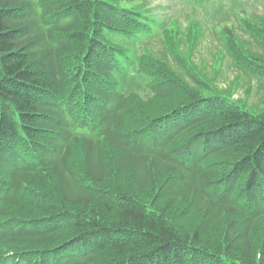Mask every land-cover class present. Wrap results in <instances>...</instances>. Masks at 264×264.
<instances>
[{
  "label": "trees",
  "instance_id": "1",
  "mask_svg": "<svg viewBox=\"0 0 264 264\" xmlns=\"http://www.w3.org/2000/svg\"><path fill=\"white\" fill-rule=\"evenodd\" d=\"M148 1L0 0V264H264V111L182 66L175 33L149 55ZM242 22L258 51L227 27L226 51L264 96Z\"/></svg>",
  "mask_w": 264,
  "mask_h": 264
},
{
  "label": "rangeland",
  "instance_id": "2",
  "mask_svg": "<svg viewBox=\"0 0 264 264\" xmlns=\"http://www.w3.org/2000/svg\"><path fill=\"white\" fill-rule=\"evenodd\" d=\"M141 0L135 2L123 3L126 6L139 5ZM178 1V0H176ZM240 6L237 7V13L242 14L250 19L252 23L260 25L264 30V6L254 0H237ZM167 5H171L168 10ZM178 7L181 5L178 2ZM147 9L149 17L155 21H162L166 19L172 9L170 0H151L143 5ZM183 14L186 9H181ZM208 15L200 14V21H194L192 24L195 31L190 39H187V22L181 17L170 14L167 20V28L173 32V29H178V43L180 51L185 54L196 66V68L203 74L204 78L210 81L222 94L227 95L236 100L240 105L252 113L258 114L264 111V96L259 91L257 82L248 78L230 62L228 57L222 54L220 46V38L215 32L211 23L208 22ZM175 19V20H174ZM179 20V21H177ZM196 22V23H195ZM234 26L235 33L238 38L245 45V48L253 51H258V45L250 37L249 33L245 32L240 25V20L236 17L231 18L230 22ZM171 34V33H170ZM166 35V33H165ZM193 44V47L191 48ZM162 42H154L151 44V49L159 53ZM229 62L231 64H229ZM262 92L264 90H261ZM220 239V235L216 236Z\"/></svg>",
  "mask_w": 264,
  "mask_h": 264
}]
</instances>
